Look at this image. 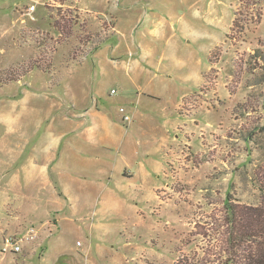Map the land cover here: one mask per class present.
I'll list each match as a JSON object with an SVG mask.
<instances>
[{
	"label": "rangeland",
	"instance_id": "obj_1",
	"mask_svg": "<svg viewBox=\"0 0 264 264\" xmlns=\"http://www.w3.org/2000/svg\"><path fill=\"white\" fill-rule=\"evenodd\" d=\"M263 179L264 0H0V264H224Z\"/></svg>",
	"mask_w": 264,
	"mask_h": 264
},
{
	"label": "trees",
	"instance_id": "obj_2",
	"mask_svg": "<svg viewBox=\"0 0 264 264\" xmlns=\"http://www.w3.org/2000/svg\"><path fill=\"white\" fill-rule=\"evenodd\" d=\"M35 64L32 68L39 69ZM259 191L264 197V179ZM228 214L222 226L224 264H264V206L246 212L232 206Z\"/></svg>",
	"mask_w": 264,
	"mask_h": 264
},
{
	"label": "built area",
	"instance_id": "obj_3",
	"mask_svg": "<svg viewBox=\"0 0 264 264\" xmlns=\"http://www.w3.org/2000/svg\"><path fill=\"white\" fill-rule=\"evenodd\" d=\"M32 10H35V7H33ZM113 93H115L114 90ZM125 118L126 120L130 119L127 117ZM38 234L39 230L36 228V226H31L21 234L6 237L4 239L3 252H10L14 254L21 253L23 251L24 244L37 239Z\"/></svg>",
	"mask_w": 264,
	"mask_h": 264
},
{
	"label": "crops",
	"instance_id": "obj_4",
	"mask_svg": "<svg viewBox=\"0 0 264 264\" xmlns=\"http://www.w3.org/2000/svg\"><path fill=\"white\" fill-rule=\"evenodd\" d=\"M108 43H105V44H103L97 51H95V53L96 52H98L103 46H105V45H107ZM94 55V54H93ZM98 109V108H97ZM80 110H84L86 113H85V115H90L91 114V110H90V108H85V109H80ZM86 117V116H85Z\"/></svg>",
	"mask_w": 264,
	"mask_h": 264
}]
</instances>
